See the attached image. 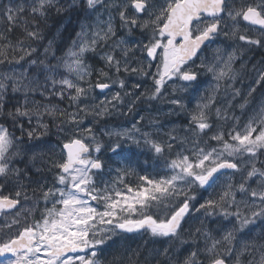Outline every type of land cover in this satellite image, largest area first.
Here are the masks:
<instances>
[{
	"label": "snow or ice",
	"instance_id": "snow-or-ice-1",
	"mask_svg": "<svg viewBox=\"0 0 264 264\" xmlns=\"http://www.w3.org/2000/svg\"><path fill=\"white\" fill-rule=\"evenodd\" d=\"M0 66V264H264V0H9Z\"/></svg>",
	"mask_w": 264,
	"mask_h": 264
},
{
	"label": "trees",
	"instance_id": "trees-1",
	"mask_svg": "<svg viewBox=\"0 0 264 264\" xmlns=\"http://www.w3.org/2000/svg\"><path fill=\"white\" fill-rule=\"evenodd\" d=\"M12 3L23 2V0H11ZM9 3V0H0V5ZM76 20V14L72 13L69 15L59 16L52 13L48 20L47 27L44 28L45 39L42 44L46 45L49 40H56V37L60 38L57 46L64 48L71 42V38L74 36V29L72 28L73 23ZM71 21V22H70ZM19 34V33H17ZM42 51V48H41ZM6 70L4 66H0V71ZM163 161H160V171H163ZM133 182H135L133 180Z\"/></svg>",
	"mask_w": 264,
	"mask_h": 264
},
{
	"label": "flooded vegetation",
	"instance_id": "flooded-vegetation-1",
	"mask_svg": "<svg viewBox=\"0 0 264 264\" xmlns=\"http://www.w3.org/2000/svg\"><path fill=\"white\" fill-rule=\"evenodd\" d=\"M71 22V21H70ZM74 26H72V28L75 30L77 25H76V20L75 22H72ZM75 34V33H74ZM56 40L59 42L60 38L56 37ZM258 58V57H257ZM3 221V217H0V223H2ZM148 240V237H143L141 238L139 235L137 234H131V238L127 241L128 245H131L132 248H136L137 246H141V248L143 249L144 247H146V241ZM124 244L121 243L120 247H121V251L124 250ZM109 259H112L111 256L108 257Z\"/></svg>",
	"mask_w": 264,
	"mask_h": 264
},
{
	"label": "rangeland",
	"instance_id": "rangeland-1",
	"mask_svg": "<svg viewBox=\"0 0 264 264\" xmlns=\"http://www.w3.org/2000/svg\"><path fill=\"white\" fill-rule=\"evenodd\" d=\"M55 44L57 45L58 44V41L57 40H54ZM161 107L167 109V105H161ZM161 119L165 120V124L168 125V126H171V121H179V122H183L186 118L185 117H171L170 119H165L163 116H161ZM116 122H119V121H116ZM179 125H177L178 127ZM163 161V160H161ZM164 163V161H163ZM140 246V245H139ZM141 247V246H140Z\"/></svg>",
	"mask_w": 264,
	"mask_h": 264
}]
</instances>
